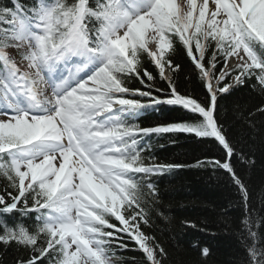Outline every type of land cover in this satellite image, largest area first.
Segmentation results:
<instances>
[{
  "label": "snow or ice",
  "instance_id": "snow-or-ice-1",
  "mask_svg": "<svg viewBox=\"0 0 264 264\" xmlns=\"http://www.w3.org/2000/svg\"><path fill=\"white\" fill-rule=\"evenodd\" d=\"M178 46L204 102L178 91L169 74L181 71ZM146 62L167 89L155 88ZM132 80L144 87L130 88ZM242 88L264 98V0L0 4V246L21 253L14 264H122L118 252L127 250L141 251L144 264H167L166 249L145 231L158 196L153 177L187 166L145 153L153 135L190 134L224 152L191 166L223 170L236 189L239 264H264V198L253 206L235 166L255 159L218 112V100ZM165 105L194 119L137 122ZM239 118L255 132L264 99Z\"/></svg>",
  "mask_w": 264,
  "mask_h": 264
},
{
  "label": "trees",
  "instance_id": "trees-1",
  "mask_svg": "<svg viewBox=\"0 0 264 264\" xmlns=\"http://www.w3.org/2000/svg\"><path fill=\"white\" fill-rule=\"evenodd\" d=\"M8 3L9 0H0V4ZM175 62L181 65V71L172 73L178 91L204 102L207 92L195 66L180 46L177 48ZM145 66L156 77L155 88L167 89V83L159 78L153 65L146 62ZM128 86L144 87L137 80H132ZM262 99L256 91L242 88L218 100L219 118L230 138L245 152L252 153L255 159L254 165L235 166L247 181L256 208L261 207V198H264V118L257 121V130L253 132L239 118V113L240 110L251 109ZM193 119V114L165 105L158 111H146L137 122L142 127H154ZM150 141L151 148L145 155H153L159 163L187 166L153 177L158 196L152 206V226L145 228V231L155 236L166 249L167 264H239L244 254L235 235L241 217L236 189L223 170L191 166L206 157L222 159V148L212 140L190 134L153 135ZM190 223L196 227L189 226ZM135 247L129 244L130 249ZM203 247L210 249L207 257L201 254ZM20 254L15 248L5 251L0 246V260L4 264H14ZM118 255L123 258L122 264H144V255L139 250L120 251Z\"/></svg>",
  "mask_w": 264,
  "mask_h": 264
}]
</instances>
